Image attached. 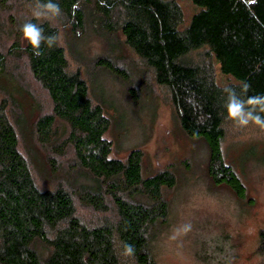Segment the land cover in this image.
Returning a JSON list of instances; mask_svg holds the SVG:
<instances>
[{
    "label": "trees",
    "instance_id": "trees-1",
    "mask_svg": "<svg viewBox=\"0 0 264 264\" xmlns=\"http://www.w3.org/2000/svg\"><path fill=\"white\" fill-rule=\"evenodd\" d=\"M191 1L201 9L185 29L179 28L184 12L176 0L57 3L74 31L85 29V7L94 4L109 32H121L157 83L168 88L184 131L206 140L214 181L241 193L244 186L226 163L221 146L228 120L244 114L264 118V0ZM28 20L39 23L45 36L59 35L58 26L48 20L30 16L20 25ZM19 32L7 52L0 50V77L8 83L13 76L12 58L26 61L52 104L51 111L36 113L31 131L57 156L70 149L73 159L65 172L74 183L39 185L35 154L23 153L17 128L23 129L28 118L15 93H31L9 82L7 95L0 99V264H119L120 242L135 248L132 257L124 258L127 264H157L149 241L155 226L168 217L163 189L176 185L175 173L165 169L144 175L140 148H133L125 159L112 156L113 143L105 137L110 118L92 99L87 81L70 69L60 39L52 47L41 41L36 56ZM201 48L202 56L189 57ZM214 59L234 82L218 84ZM97 63L126 77L109 57H99ZM58 121L69 126L61 140L56 137ZM50 164L55 171L64 167L53 156ZM77 203L103 217L85 220ZM261 239L264 245V231Z\"/></svg>",
    "mask_w": 264,
    "mask_h": 264
},
{
    "label": "rangeland",
    "instance_id": "rangeland-1",
    "mask_svg": "<svg viewBox=\"0 0 264 264\" xmlns=\"http://www.w3.org/2000/svg\"><path fill=\"white\" fill-rule=\"evenodd\" d=\"M176 1L184 12L179 28L185 29L201 6L191 0ZM35 2L0 0L1 51L7 52L17 39L20 22L31 16ZM85 9L86 24L82 31H74L72 23L61 13L51 20H43L58 26L70 69L78 71L87 81L92 99L103 105L110 118L105 137L113 143L112 156L125 159L133 148H140L144 154V175L165 169L176 175V185L163 189L169 202L168 217L155 226L149 241L150 253L157 264H264L261 239L264 231V126L248 114L226 122L221 146L223 156L244 188L238 193L224 182H215L209 173V145L204 138H192L184 131L168 88L157 83L152 69L124 42L121 32H109L94 4L89 3ZM203 50H195L189 57L198 59ZM99 57H109L126 77L100 66ZM213 63L219 85L236 80L221 70L217 59ZM9 66L13 74L9 82L24 86L31 93L15 91L28 118L23 129L18 124L17 128L23 153L35 154L34 174L39 185L54 186L58 181L74 183L73 176L70 178L65 172L73 159L70 149L67 154L57 156L52 146L41 144L31 131L36 113L51 111L50 97L34 80L25 60L12 58ZM8 83L6 77H0V99L7 95L5 85ZM9 86L12 88L11 84ZM245 120L247 123H243ZM55 128L60 140L67 136L69 126L65 122L58 121ZM52 156L64 166L61 167L63 174L61 169L53 170ZM177 193L183 194V200L191 206L189 210L177 211ZM78 203V211L85 220L93 222L103 217ZM183 220L191 222V231L178 240H169L170 230ZM178 244L182 245L179 256L176 255Z\"/></svg>",
    "mask_w": 264,
    "mask_h": 264
},
{
    "label": "clouds",
    "instance_id": "clouds-1",
    "mask_svg": "<svg viewBox=\"0 0 264 264\" xmlns=\"http://www.w3.org/2000/svg\"><path fill=\"white\" fill-rule=\"evenodd\" d=\"M61 12V8L57 3V0H36L35 5L31 9V16L36 21H41L43 19L51 20L52 18L58 16ZM19 31L23 40L26 44L30 45L33 50V55L39 56L41 41L46 42L49 47L56 45L60 39L58 34H51L45 36L43 34V28L39 23H35L32 20H28L20 25ZM231 114V113H230ZM256 123L264 126V118L259 115L251 117ZM247 123V121H243ZM190 204L183 200V194L177 193L176 197V208L179 212L181 209L187 211L190 208ZM192 229V224L189 220H183L182 222L176 224L168 233L167 238L169 240H178L179 238L186 236ZM182 245H177L176 255H181L179 249ZM135 253V248L131 243L120 242L118 245V251L116 252L119 264H127L126 259L132 257Z\"/></svg>",
    "mask_w": 264,
    "mask_h": 264
}]
</instances>
